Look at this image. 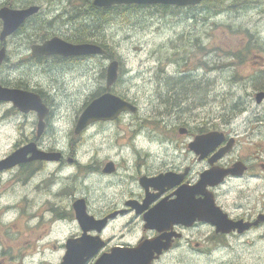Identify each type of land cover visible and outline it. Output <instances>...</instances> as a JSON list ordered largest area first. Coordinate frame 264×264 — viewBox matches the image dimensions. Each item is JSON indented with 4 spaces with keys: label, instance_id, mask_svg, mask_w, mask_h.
I'll list each match as a JSON object with an SVG mask.
<instances>
[{
    "label": "rangeland",
    "instance_id": "obj_1",
    "mask_svg": "<svg viewBox=\"0 0 264 264\" xmlns=\"http://www.w3.org/2000/svg\"><path fill=\"white\" fill-rule=\"evenodd\" d=\"M11 1L15 6H40L21 34L28 42H39L46 34L87 40L97 36L108 43L126 69L118 90L136 103L138 111H124L110 123L97 122L76 134L74 114L98 85L86 89L82 83L89 82V74L81 65L46 60L38 63L43 66L38 69L20 64L26 52L19 48V37L15 38L17 51L9 57L12 70H2V76L43 88L53 108L52 117L44 124L43 140L56 146L73 143L87 152L81 167L89 157L99 162L98 157L105 160L114 152H129L117 147L143 146L145 153L153 155L163 146L186 145L189 138L179 134L180 127L191 134L200 133L207 121L219 123V117L232 118L233 134L243 138L251 133L264 143V100L257 103L255 99L257 92L264 91V0H215L211 6L212 0H206L194 10L141 7L123 13L111 11L106 17L92 11V0ZM101 65L108 63L99 58ZM185 82L191 88L204 87L205 92L182 102L180 88ZM10 107L0 105V160L15 151L12 144L22 143L32 126L38 130L37 117L24 119L9 111ZM71 168H66V175L76 172ZM53 170L54 164L41 169L26 185L22 184V172L0 174V264L60 263L62 249L58 245L75 229L70 223H54L47 209L60 201L49 192L50 181L44 180ZM90 179L86 178L87 188L93 183ZM115 182L116 178L107 194ZM238 247L243 250L244 243L230 239L227 248L216 243L208 247L214 248L210 260L205 254L193 257L199 264L206 258L205 264H219L217 258L234 257ZM184 255L187 253L179 248L166 257Z\"/></svg>",
    "mask_w": 264,
    "mask_h": 264
},
{
    "label": "flooded vegetation",
    "instance_id": "obj_2",
    "mask_svg": "<svg viewBox=\"0 0 264 264\" xmlns=\"http://www.w3.org/2000/svg\"><path fill=\"white\" fill-rule=\"evenodd\" d=\"M92 1L90 4L92 11L107 10L105 15L101 12L105 17L110 16L112 6L99 7ZM3 6L25 8L28 5L15 6L11 0H0V7ZM31 20L32 16H29L12 33L3 38L0 36V51L4 53L0 63V86L36 93L48 112L43 118L42 130L38 132L32 126L23 142H14L12 148L16 150L25 143H34V149L58 155L52 160L29 159L33 155L29 152L25 156L28 160L0 170V174L6 171L22 172L25 175L22 184L26 185L30 176L32 178L41 169L48 170V166L54 164L53 172H48L44 180L50 181L48 190L58 196L60 201L47 209L53 214L54 223H70V228L75 229L58 245L62 249L59 264L66 253L67 241L81 238L82 229H88L84 235L91 237L94 242L91 256L83 264H99L101 256L114 252L116 254L119 252L118 257L108 258L106 264H127L128 259L120 257L121 250L135 247L146 239L158 237L168 244L169 248L149 264H173L176 260H181L182 264H199L198 258L193 257L194 254H205L210 260V251L214 248L208 247L216 243L222 248H227L230 239L243 242L244 249L238 247L234 257L217 258L219 264H264V143H259L248 132L243 138L233 134L234 128L230 124L232 118L226 120L219 117V123L215 120L207 121L200 133L191 134L187 130L186 137L189 140L186 145L163 146L153 155L151 152L145 153L143 146L117 147L119 150L128 149L129 152H114L105 160L98 157L99 162L89 157L85 166L81 167L82 160L87 157L84 154L87 152L80 151L73 143L56 146L45 144L43 140L44 124L48 123L53 115L50 99L43 88L28 86L21 79L12 80L2 76V70L7 72L12 70L9 57L17 51L18 44L15 38L19 37V48H22V52H26L25 55L28 57L21 56L20 64L38 69L43 68L39 67L38 63L46 60L68 66L81 65L89 74V82L82 83L86 89L92 88V84L98 85L74 114V133L80 114L93 96L106 91L129 100L118 90L119 84L124 81L126 69L114 56L108 43L97 36L87 40L75 39L65 34H46L38 40L39 42H28L21 34ZM2 25L0 19V32ZM53 36L73 44L92 43L103 48L105 52L67 56L32 54L33 44H41ZM99 58L108 65L114 59L118 62L116 79L110 85L107 84L108 65L99 67ZM2 104H10L9 111L19 114L24 119L30 115L38 118L34 110L21 111L14 107L11 101L0 100V105ZM111 121L92 122L79 133L86 132L91 124ZM211 132L223 134L224 139L217 145L208 142L202 147L190 146L197 135ZM107 166L108 170H105ZM68 167L76 169V172H70V176L66 175ZM158 176L162 177L158 179ZM86 178L93 181L89 188ZM114 178H116L114 189L107 194V189ZM75 203L85 209L90 219H84L81 223L78 221ZM216 229L232 230L225 233L216 232ZM179 248H182L187 256L166 257ZM207 258L203 264L208 262Z\"/></svg>",
    "mask_w": 264,
    "mask_h": 264
},
{
    "label": "water",
    "instance_id": "obj_3",
    "mask_svg": "<svg viewBox=\"0 0 264 264\" xmlns=\"http://www.w3.org/2000/svg\"><path fill=\"white\" fill-rule=\"evenodd\" d=\"M201 0H93V4L99 7H109L120 4H165V5H195ZM39 11L38 5H29L25 8H9L3 6L0 8V19L3 22L2 30L0 32L1 38L9 35L16 30L26 18L36 14ZM32 54L38 55H50L59 54L63 56L67 55H86L91 53L102 54L105 51L98 45L92 43H79L73 44L62 40L57 36H53L50 39L45 40L41 44H33L31 46ZM3 51H0V63L3 58ZM118 62L113 60L109 63L107 68V84L113 83L117 76ZM256 102L260 103L264 99V91H259L255 94ZM0 100L11 101L12 105L21 111L34 110L38 116V132L42 130L43 118L46 116L48 109L42 103L40 97L33 92L22 90L19 88H6L0 86ZM130 111L136 112L137 106L129 101L124 100L118 95L105 92L95 98H93L83 112L80 114L75 127V133H79L88 124L95 121H107L113 120L120 112ZM187 130L184 128L179 129V133L184 134ZM224 139L223 134L217 132H211L206 135H198L194 141L190 143V146L202 147L206 143L212 145L219 144ZM34 143L26 144L15 151L9 156L0 160V170L10 168L20 162L28 160L25 158L26 154L32 152L33 155L29 159L40 158L46 160H52L56 158L58 153H47L34 149ZM110 165V164H108ZM105 170H108V166ZM162 176H158V179ZM155 179V178H153ZM150 181V180H149ZM153 214V212H152ZM75 215L78 221L81 223L84 219H90L85 213V209L80 208L75 203ZM83 235L81 238L68 240L66 243V253L62 259L61 264H83L90 256L91 249H93L92 238L84 235L86 230L82 229ZM232 229H216V232H229ZM161 238L146 239L140 242L135 247L125 248L121 250L120 257L128 259L127 264H149L151 260L159 257V255L169 248V245L162 242ZM119 252L116 254H105L98 260L99 264H106L107 259L114 256L118 257Z\"/></svg>",
    "mask_w": 264,
    "mask_h": 264
},
{
    "label": "trees",
    "instance_id": "obj_4",
    "mask_svg": "<svg viewBox=\"0 0 264 264\" xmlns=\"http://www.w3.org/2000/svg\"><path fill=\"white\" fill-rule=\"evenodd\" d=\"M214 1L215 0H212V2L210 3V1H209V4H210V6L212 5V4H214ZM218 1H220V0H218ZM206 2V0H201L200 1V3L198 4V5H200V4H204ZM198 5H194V6H187V7H185L184 9H188V10H194ZM141 7H158L157 9H162V10H164V9H167V8H169L170 6H168V5H136V4H127V5H114V6H112V11H114V12H118V13H123V12H127L128 10H132V9H136V8H141ZM175 8H180V7H176L175 6ZM97 10V9H96ZM98 11V14L99 15H102V16H104L105 15V12H107V10H101V9H99V10H97ZM104 12V15L102 14V12ZM35 17V15L34 16H32V18H34ZM185 87H182V88H180L181 89V97H182V102L183 101H190L191 99H193L195 96H197V93L199 92V91H203V92H205V88L204 87H199V86H197V85H193L192 86V88L190 87L191 86V84L189 83V82H185V84H183ZM183 85H181V86H183Z\"/></svg>",
    "mask_w": 264,
    "mask_h": 264
}]
</instances>
